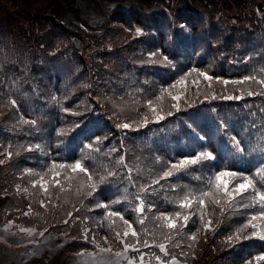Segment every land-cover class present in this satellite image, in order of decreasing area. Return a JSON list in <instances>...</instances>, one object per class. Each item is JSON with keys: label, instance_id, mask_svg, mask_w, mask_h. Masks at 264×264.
Here are the masks:
<instances>
[{"label": "trees", "instance_id": "trees-1", "mask_svg": "<svg viewBox=\"0 0 264 264\" xmlns=\"http://www.w3.org/2000/svg\"><path fill=\"white\" fill-rule=\"evenodd\" d=\"M33 1L0 0V160H4L0 164V216L5 215V220H12V225L23 224L35 232L58 234L54 239L57 244L62 242V233L73 238V243L86 242L83 229L89 228L92 231L89 232L87 242L91 246L79 252L96 251L90 242L93 233L101 246H110L114 252L122 249L109 229V223L103 221L101 226L103 210L96 209L95 204L102 200L122 198L123 188L117 191L114 185L105 186L93 198L82 199L76 195L74 186H66L64 192L50 187L51 203L46 200L45 208L40 207L36 196L23 192L24 187H28L29 192H39L38 186L37 189H32L30 185V180L37 177L24 173L25 168L42 171L53 161L71 162L79 158L83 144L91 142L95 136L107 137V140L102 139L101 147L104 152L111 148L121 149L111 157L101 154L98 162L126 174L127 168L116 165L118 156L123 155L127 166L133 169L132 176L137 183V187L129 188L130 192L139 190V184L147 179L149 167L154 172H159L169 160L176 162L181 156L194 154L191 148L184 147L188 141L195 140V134L186 127L191 122L189 116L192 113L199 117L194 125L196 133L206 138L203 146L200 141H196V150L217 152L228 142V136L233 134L256 147V141H249L244 129L264 124V114L261 113L264 109V95L249 97L245 94L240 100H224L222 96L240 95L241 88L259 90L260 86L251 81L245 85H223L215 79L239 80L245 75H257L259 78V70L264 69V23L257 26L256 22L253 24L250 21H264V15L258 17L252 11H245L250 9L249 0H222L221 3L219 0H181L175 6L174 13L165 3L164 9L170 11V14H166L162 8L143 11L138 7H114L104 13L109 18L102 25L95 28L85 25L88 28L84 30L80 23L86 21L80 20V17L73 23L70 21V25L55 17L50 10L57 0H50L44 5L42 10L45 11L27 12L25 5ZM75 1L64 0L65 3L72 2L79 7ZM159 1L156 3L159 4ZM254 1L260 8L264 6V0ZM40 3L41 0H38L37 4ZM8 4L13 5L12 9ZM210 11L216 15L211 16ZM262 12L264 14V7ZM222 16L236 21L239 17L247 19L244 24L235 23L225 29L229 20L224 22L226 19ZM128 19L134 21L133 26L128 23ZM180 23H187L189 30L180 29ZM136 27H141L144 34L136 36ZM150 30H156L157 33L152 35ZM157 49L169 57L171 64L164 66L147 62L148 53L156 52ZM246 57L252 59L245 62ZM193 67L214 77L212 81H204L196 73L187 77L188 95L194 102V107L185 108L182 105L184 110L181 112L167 117L159 124L140 126L139 131H125L116 127L117 123L138 119L135 109L148 111L143 106L142 94L132 91L130 96L126 95L130 85L133 88H148L149 94L158 95L161 87L173 83ZM145 80L148 81L147 85L142 83ZM194 80L199 81V96L197 86L192 83ZM13 83L16 88L11 87ZM85 84L90 87H83ZM209 84L217 98L200 103ZM10 99L17 100L18 109L11 107ZM114 102L119 107H114ZM161 103L167 110L172 102L165 94ZM64 108L69 111H63ZM120 108L124 111L121 112ZM213 108L220 117H226L230 121L228 136H223L218 130L214 119L217 113L210 111ZM21 114L24 118L36 119L38 127L20 124ZM77 124L79 127H76ZM57 130H62L64 134L58 136ZM262 130L264 129H257V134ZM249 135L253 134L249 132ZM37 143L41 144L43 151L26 150L28 145ZM8 150L13 153L11 159L3 155ZM157 155L163 158L164 164L156 161ZM138 165L142 169L140 176L136 172ZM206 175V169L195 166L187 173H178L168 180H162L160 185L154 186L156 195L153 199L157 207L161 211H176L172 189L181 186L196 189L201 186ZM46 176L50 179L51 173H46ZM123 183L127 186L126 180ZM134 204L135 201L131 204L124 202L112 207L135 222L138 214L132 210ZM207 210L212 215L206 219L212 220L214 230L207 233L200 231L197 234L198 241L189 248L187 233L201 227L197 214L184 230L181 247H174L175 240L167 244L172 255L178 254L183 259L194 260L198 264H225L221 262L223 260L229 264H244V260L251 255L264 252V241L255 238L232 243L226 240L238 223L244 222L258 209L246 212L241 210L239 214L225 212L223 215L218 208L213 210L209 207ZM69 213L72 215L69 216ZM154 213L155 209L153 213H145L148 217L145 227L148 229L154 227ZM65 220L68 223H64ZM120 226L121 222L117 220L114 227ZM134 227L138 232L141 231L139 223H134ZM104 236L109 238L107 245L101 239ZM140 239H148L149 244L153 243L152 237L145 236L142 232ZM129 242L132 240L129 239ZM157 242L164 241L157 237ZM41 245V242H34L23 248L18 256L7 255L5 248L0 246V264H71V260L65 259L72 253L66 252L63 256V252L58 251L55 261L51 262L50 251L53 252L56 245H44L43 250ZM77 246L78 244H74L71 247ZM137 247L140 253L149 252L152 257L155 252L160 256L163 254L154 246L145 248L140 244ZM131 253L137 255L135 252ZM79 256L82 258L76 264H86L85 260L88 259ZM122 260L111 257V264H124ZM88 264H94V261Z\"/></svg>", "mask_w": 264, "mask_h": 264}, {"label": "snow or ice", "instance_id": "snow-or-ice-1", "mask_svg": "<svg viewBox=\"0 0 264 264\" xmlns=\"http://www.w3.org/2000/svg\"><path fill=\"white\" fill-rule=\"evenodd\" d=\"M179 28L188 31L189 26L187 23H180ZM128 31V29H126ZM136 36L143 35V29L141 27L135 28ZM157 57H159L157 59ZM252 57H246L247 60ZM149 64L158 65L163 64L167 66L171 64V61L167 55H163L160 49L156 52L148 53ZM173 68L175 65H172ZM191 73H196L198 77H202L204 81H212L214 77L210 76L205 71L193 67L189 72H185L173 83L168 84L165 87L159 89V94H149L148 88H133L130 85L129 92L126 95H131L132 91L142 94L143 106L147 108V112H141L139 109H135L138 119H129L124 122L117 123L116 127L125 131H139V127H148L150 123L159 124L166 120L167 117L173 116L175 113H179L184 108L194 107V102L188 95L187 77ZM217 82L228 85H245L247 82L259 85V90H253L251 88H241L240 95H223L224 100H240L246 94L251 97L254 95H264V69L259 70V78L257 75H245L239 80H221L219 77L215 78ZM144 85L148 84L145 80L142 82ZM197 86V95H200V89L198 87L199 81H192ZM134 84V82H133ZM12 88L17 86L13 83ZM87 88L90 85H83ZM178 89L177 91H172ZM115 93V89H113ZM165 94L168 99L171 100L170 108L165 110L163 103ZM217 94L211 89V84L208 85V91L203 93V100L200 103L210 102L215 100ZM55 100L56 97H53ZM116 99L122 100L123 97H116ZM9 104L12 108L18 109L19 105L16 99H10ZM114 107H119L114 102ZM63 111L68 112L67 108ZM123 112L124 109L120 108ZM217 113L216 123L218 130L223 136H228L230 121L226 117H220L215 108L210 110ZM264 114V109L261 110ZM116 113H114L115 115ZM76 115V113H72ZM190 123L186 124V127L191 129L195 134V140L188 141L184 147L191 148L194 152L193 155H184L179 158L178 161L173 162L169 160L165 166H163L159 172H154L151 167L147 170V179L145 182L139 184V190L136 192H130L129 188L137 187L136 180L132 176L133 169L128 167L125 162V157L119 155L116 159L117 166H123L127 168V173L120 172L117 168L110 167L105 164L99 163L101 154L111 157L113 153H119L121 149L111 148L106 152L103 151L101 144L102 139L107 140V137L95 136L89 143H84L80 150L79 158L73 161H65L57 163L53 161L49 167L45 170L37 171L32 168H25L24 173L30 177H37L30 180L32 189H39V192H29L28 187L23 188V192L29 196H36L39 200L41 208H45V201L51 203L52 193L49 191L50 187L58 188L60 192H64L66 186L75 187L76 195L82 199L93 198L96 194L100 193L105 186H115L117 191L123 188L122 198L112 199L111 201L102 200L95 204L96 209L103 210V221L109 223V229L114 233L115 240L122 245L120 251H113L108 246H101L96 241L95 233L92 234L91 243L94 245L96 251L89 253L90 256L95 258L94 264H111V257L122 258L125 264H151V261L145 260V255L140 253V249L137 245L142 244L143 247H156L160 253L164 256H170L171 259L164 260L160 256H155L156 264H178L175 255H172L167 247L168 243H172L175 240L174 247L180 248L183 242L185 232L188 224L193 220L194 216H197L200 221L201 227L195 231L187 233L188 247L191 248L198 241V233L203 231L207 233L210 230H214L212 227V220L206 219L210 215L207 209L211 207L213 210L219 209L220 214L225 212L239 214L241 210L247 211L249 209H258L253 211L248 218L238 223V226L234 231L226 237L228 243L234 241L239 242L248 239H258L264 241V130L257 134V129H264V124L252 125L250 128H245V135L248 136V140L256 141V147H253L251 143L242 141L238 138V135L228 136V142L221 146V149L217 152L211 150H196L195 143L200 141L203 146L206 143V138L196 133L194 125L197 124L199 117L192 113L189 116ZM19 123L27 125L32 128L38 127V121L36 119L24 118L21 114ZM76 127H79L77 124ZM251 132L253 135H249ZM62 130H57V135H63ZM11 147V146H9ZM23 147V146H22ZM27 151L33 150L43 151L41 144L28 145ZM247 153V154H246ZM8 159H11L13 153L8 150L3 153ZM158 163L164 164L162 157H156ZM4 160H0V164H3ZM195 166H199L201 169L207 170V175L203 178L201 186L196 189L185 188L183 186L172 189L174 193L175 208L174 212L161 211L153 197L156 195V188L154 186L160 185L162 180H168L178 173H187ZM142 169L139 165L136 168L137 175L140 176ZM46 173H51V178H47ZM63 179V182H62ZM144 180V177L141 176ZM127 181V186H124L123 181ZM119 181V183H118ZM162 187V186H161ZM17 190H20V186H17ZM135 201L133 211L138 214L137 220L131 221L127 219L123 212L119 210H113V205L122 204L124 202L133 203ZM31 207V206H29ZM155 213L152 216L154 227L148 229L145 227V222L148 217L145 213ZM78 211V209H77ZM28 213H25L27 215ZM69 216L72 213L68 214ZM78 218V217H77ZM87 219V218H85ZM121 222L119 228L114 227L116 221ZM64 223H68L67 220ZM134 223H139L141 231L138 232L134 227ZM219 223V221H217ZM20 231H27L31 233L30 229H20ZM92 230L89 228L83 229V238L87 242L89 240V232ZM141 232L145 236L152 237V244H149L148 239L141 241ZM42 236L43 233L41 232ZM159 237L164 242H157ZM103 244H108V237L101 238ZM129 239L132 242H129ZM182 250V249H181ZM135 252L138 254V260L136 257H130L128 252ZM183 251V250H182ZM244 264H264V252L256 255H251L250 258L244 260Z\"/></svg>", "mask_w": 264, "mask_h": 264}, {"label": "rangeland", "instance_id": "rangeland-1", "mask_svg": "<svg viewBox=\"0 0 264 264\" xmlns=\"http://www.w3.org/2000/svg\"><path fill=\"white\" fill-rule=\"evenodd\" d=\"M50 0H41L40 4H37L38 0H34L33 3L30 4H26L25 8L27 12H35V11H45L42 10V8L44 7V5H47L49 3ZM94 1V2H93ZM158 0H76L75 3L79 5V7L74 6V3H65L64 0L60 1L57 0L52 7V10H50L51 12H54L55 17H58L57 19H59L60 21L70 25L71 23L75 22L76 18L80 17V20H85V23H82L81 25V29H85L88 28L89 26L92 28H95L97 25H102L104 23V21L106 19H108L109 17L104 14L105 12H108L110 10H113L114 7H118V8H135L138 7L141 10L143 9V11H154V10H160L161 8L166 12V14H170V11L168 12L166 10V8L164 9V5L165 3L168 4V7L171 9L172 8V13L175 12V6L179 4V1L181 0H160L157 4ZM166 1V2H164ZM220 3L222 2V0H219ZM250 1V9H247L245 11L247 12H254V15L256 14L258 17L263 16V7L260 8L259 4L257 2H255L254 0H249ZM198 4L205 8L199 1H197ZM203 4H206L202 1ZM220 3L218 4V9H220ZM9 8L12 9L13 5L12 4H8ZM210 7V6H207ZM212 8V6H211ZM210 8V9H211ZM226 10V9H225ZM20 12H22L21 10H19ZM205 11H208L207 9H205ZM11 13L12 10H11ZM12 15V14H11ZM210 15H216L213 14L212 11H210ZM253 15V14H252ZM131 17V16H130ZM223 18L226 19L223 20L224 22H228L227 26L225 29H228L230 25L232 24H244L246 23V19L247 18H238L236 21L234 18H226L224 16H222ZM68 20H67V19ZM78 19V21H80ZM70 21H72L70 23ZM128 23H130L132 26L133 24V20L132 19H128L127 20ZM250 21L254 24L256 22L257 26H261L264 21H253L250 19ZM76 24L77 21H76ZM87 25V26H85ZM218 25L221 27V25L218 23ZM73 26V25H72ZM182 32V31H181ZM153 33H157L156 30L151 31L150 30V34L154 35ZM140 40H143V38H140ZM242 42H239V44H241ZM6 216L2 215L0 216V246L4 247L7 255L10 256H18L21 255V251L23 250V248H25L26 246L29 245H33L34 242H41V250H43L44 245H56V248H54V251H50V261L54 262L55 261V257L58 254V251L63 252V256L66 254V252L72 253V255L67 256V258L65 260H71V264H76L77 262H79L78 259L81 260V256H84L83 258H86L88 260L86 261V264H88L89 262L92 263L94 260H91L93 258V256H90L89 253H92V251H84V252H79L82 250H85L86 248H90V243L89 242H83V241H79L80 243H73L74 239L70 238V236H66L65 233L61 234L62 237V242L55 243L54 239H56L58 237V234H46L45 232L42 231H37L35 232L33 229L27 228L26 225L23 224H13L12 220H5ZM16 219V217H14ZM30 229L31 233L27 232V231H20V229ZM43 233V235L41 236L40 233ZM74 244H78L77 247L73 248L71 246H73ZM170 252V251H169ZM171 254H173V252H170ZM145 255V260L146 261H151V264H156V261L154 260L153 257L155 256H160L159 254H157L155 252L154 256L152 257L150 255L149 252L147 253H142ZM128 256L130 257H136L138 260V254L134 255V253L128 252L127 253ZM147 256V257H146ZM178 260H183L182 262H178V264H193L192 262H194L195 264H198V262H195L194 260H185L182 257H180L178 254L175 255ZM162 259L164 260H169L171 259L170 256L166 257L164 256V254H162V256H160ZM205 260H209L208 258H205ZM33 261V260H32ZM64 261V260H63ZM192 261V262H190ZM187 262V263H185ZM222 263L225 264H229L227 262L221 261ZM122 263L125 264V261L122 260ZM49 264V263H48Z\"/></svg>", "mask_w": 264, "mask_h": 264}]
</instances>
